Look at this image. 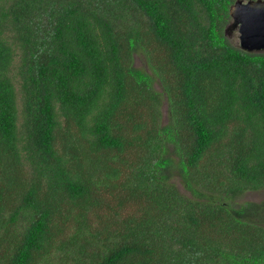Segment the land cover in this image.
<instances>
[{
  "label": "trees",
  "instance_id": "1",
  "mask_svg": "<svg viewBox=\"0 0 264 264\" xmlns=\"http://www.w3.org/2000/svg\"><path fill=\"white\" fill-rule=\"evenodd\" d=\"M235 1L0 0V264H264V201H237L264 188V52L226 36Z\"/></svg>",
  "mask_w": 264,
  "mask_h": 264
},
{
  "label": "water",
  "instance_id": "2",
  "mask_svg": "<svg viewBox=\"0 0 264 264\" xmlns=\"http://www.w3.org/2000/svg\"><path fill=\"white\" fill-rule=\"evenodd\" d=\"M231 21L225 34L239 31V47L247 52H264V0H236L230 7Z\"/></svg>",
  "mask_w": 264,
  "mask_h": 264
},
{
  "label": "rangeland",
  "instance_id": "3",
  "mask_svg": "<svg viewBox=\"0 0 264 264\" xmlns=\"http://www.w3.org/2000/svg\"><path fill=\"white\" fill-rule=\"evenodd\" d=\"M231 41L236 44V45H239L240 43V40H239V31L236 30L234 31V34H233V37L231 38ZM135 64L136 66H139V67H146V63H145V60L141 55H136V58H135ZM19 87V86H18ZM156 88L159 90V91H163V87L161 85L156 84ZM19 90V88H18ZM163 101H162V109H163V114H164V118H163V123H167L168 122V101L166 99V95L164 94L163 95ZM23 108H24V105H23V99H22V95H21V92L19 90L18 92V110H19V115H18V122L20 123L19 125H21L23 122H25V114L23 113ZM175 180L179 190H181V192L183 193H186L187 195H190L189 191H186L185 188H184V185L183 183L179 180V179H173ZM113 197V196H112ZM115 199V197L113 198V200ZM237 201L238 202H243V201H256V202H260V201H264V188L262 189H258V190H247L245 192H243L242 194H240L239 196H237ZM17 206L14 207V209L16 208ZM127 210L129 212L133 211V205L130 204L129 207L127 208ZM123 212H125L123 210ZM10 213V209L6 212V214H9ZM101 214V211H95L94 213H91L90 214V218H92V225L93 227H98L99 226V223L101 222V216H98V214ZM21 222H23L21 224V228H24L25 227V220L24 219H21ZM56 262L57 261V257H56V254H53L51 256V259H50V262Z\"/></svg>",
  "mask_w": 264,
  "mask_h": 264
}]
</instances>
